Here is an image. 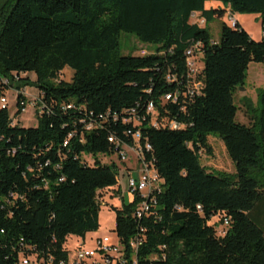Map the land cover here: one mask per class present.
<instances>
[{
  "label": "trees",
  "instance_id": "obj_1",
  "mask_svg": "<svg viewBox=\"0 0 264 264\" xmlns=\"http://www.w3.org/2000/svg\"><path fill=\"white\" fill-rule=\"evenodd\" d=\"M207 2L222 9L206 10ZM226 10L258 15L261 41L236 21L222 24L218 42L191 23L194 14L206 25ZM122 35L154 52L122 55ZM196 44L203 88L189 97L186 52ZM253 63L264 64V0H7L0 9V98L9 85L16 92L34 87L41 112L36 128L26 129L0 107V264L29 256L67 263V240L99 230V197L117 185L118 174L95 158L115 153L109 137L133 146L128 131H139L137 144L162 184L142 219L133 217L138 196L112 209L127 259L129 241L139 237L138 264H264V232L248 216L264 197V90L256 110L244 104L249 126L235 122L234 105ZM65 69L73 72L70 82L59 80ZM175 91L178 102L163 103ZM21 102L18 96L15 116ZM149 103L158 121L185 129L152 128L141 119ZM132 110L138 126L123 121ZM83 121L100 127L86 132ZM208 137L223 143L234 174L200 165V153L212 154ZM223 219L229 226L220 237Z\"/></svg>",
  "mask_w": 264,
  "mask_h": 264
},
{
  "label": "rangeland",
  "instance_id": "obj_2",
  "mask_svg": "<svg viewBox=\"0 0 264 264\" xmlns=\"http://www.w3.org/2000/svg\"><path fill=\"white\" fill-rule=\"evenodd\" d=\"M6 1L7 0H0V9L3 7ZM207 3H209L207 6L208 9H215V7L213 6L215 3L220 4L218 2H207ZM234 21H236L238 25L245 32H247L254 41H261L263 34L260 27V19L258 15L230 14V11L226 10L225 15L222 19H213L211 22H209L206 25L199 15H194L191 17V23L198 24L199 27L201 28H203L204 26L206 27L207 31L209 32L214 42H218L220 39V30L222 24L224 23L227 24L228 26L233 27ZM120 44H121L120 45L121 53L124 56L131 53L133 54V56H139V52L141 49H145L149 53L154 52L153 47H147L141 45L137 42V40L134 37L129 35H122L120 39ZM197 65L200 69H203L204 67L203 61H200ZM72 76H73V72L70 69H65L60 74L59 80H62L64 82H70ZM21 78L29 79L31 82L35 80V76L33 74L31 75L24 74L21 75ZM26 88L27 90L25 91L27 93V97L25 100L27 105L24 113H22L20 116H15L16 101L18 97L16 92L17 91L16 87L9 85V87H7L2 94L6 98L8 112L11 118L14 119V124L26 129H34L37 126V119H36L37 110L35 107L31 106V104L33 103V99L36 98L39 95V93L37 89L34 87L27 86ZM244 89L246 90V93L244 94L246 98L243 101H241V95L243 94L239 93L240 89H238V91L234 95V105L238 108L235 122L244 126H249L251 119H250V115L246 114L247 109L246 107H244V104L248 101L251 103V107L253 109L255 110L257 109V93L260 90H264V64L253 63L249 66V69L246 74V80L244 83ZM218 140L219 139L215 137L210 139L209 143L212 149V154L210 155L203 154L199 160L200 165L202 167H205L208 172L211 171L223 172L224 169L225 170L228 169L229 167L228 164H232L229 158L227 157L223 143L222 142L220 143ZM127 154H128V158L127 161L124 162L125 166L130 168H135L136 163L133 160L134 158L133 155H131L129 151H127ZM83 158L86 161H88L89 164H91L92 159H94L92 156H88V155L83 156ZM95 159L98 160L101 163V165L104 166H111L112 164L115 165V167L117 168V174L119 180L121 181L122 184V191L126 193L127 195L126 197L128 198L125 203L130 204L132 202L133 195L130 193L128 189V177L126 176L124 164L119 161L118 156L116 154H112V155L99 154L96 156ZM232 170L234 172L235 168L232 167ZM137 176L138 173L135 171L134 174H132V177L136 179ZM112 209H113L112 207H108V206L100 207L99 220H100L101 229L96 236L99 237L108 236L111 239V243L116 244L117 240L113 233L114 224H115V212ZM213 222L214 221H212L211 223ZM96 236H94V238ZM77 242L78 240L75 237H71L67 240L66 247L69 251L70 260H73L75 257V249L77 247ZM87 244L88 247L91 246L90 242H87ZM33 259L34 257L32 258L31 261H33ZM97 261L99 262V264H103V262L99 258H97ZM32 264L35 263L32 262Z\"/></svg>",
  "mask_w": 264,
  "mask_h": 264
},
{
  "label": "built area",
  "instance_id": "obj_3",
  "mask_svg": "<svg viewBox=\"0 0 264 264\" xmlns=\"http://www.w3.org/2000/svg\"><path fill=\"white\" fill-rule=\"evenodd\" d=\"M195 15V14H194ZM192 15V16H194ZM235 23V21H234ZM234 25V24H233ZM202 45L196 44L193 45L190 49L186 52V61L188 67V76L186 80V88L185 94L189 97L198 96L203 88L201 80H198V75L202 69L198 67V63L201 61V51L200 48ZM150 53L147 52L145 49H141L139 52V56H147ZM18 96H22L26 99L27 93L25 90H21L17 92ZM179 93L175 91L174 93H170L164 96L163 103L171 102L172 104H176L178 102ZM41 103L39 99V95L33 99V103L31 106L35 107L37 112H41V107L39 106ZM17 104V103H16ZM26 102H21L20 106L22 107L21 114L24 113L26 109ZM0 107L1 109L7 108L6 98L2 96L0 98ZM8 109V108H7ZM66 109H71V106H66ZM184 109L181 108L180 111ZM17 111V109H16ZM131 114V117L124 119V123H132L133 126H138L140 124L141 119L143 121L146 120L148 117L149 124L152 128L160 129V128H167L171 131H179L185 129V125L179 124L174 120H165V121H158V114L155 111L153 104L149 103L145 108V114L141 119L133 117V110L131 112H126ZM116 116L114 115V118ZM104 119V118H103ZM12 125L14 124V119H12ZM100 127L94 121L84 122L83 121V128L86 132H90L93 129ZM126 135L132 136L136 143L133 146L126 145L124 143H119L115 140L114 137H109L108 142L115 144L114 154L118 156V159L121 163L127 161L128 154L127 151L131 155H133V159L138 166L136 172L138 176L136 179L132 177V175L128 174V189L130 193L135 196H138L141 200H139L137 207L133 213V217L137 220L142 219L143 217L147 216L150 213V209L154 206V200H151V195L154 192L160 191V186L162 181L159 180L157 173L153 167V160L145 161L143 157V149L137 144L138 138L140 137L139 131H136L134 134L131 131H128ZM71 137V135L69 136ZM145 151L150 152L151 147L149 145L145 146ZM203 153H200V157ZM100 207L106 206V202L103 200H98ZM200 209V207H197ZM229 226V221L227 219H223L222 224L217 227V235L220 237H224L227 233V229ZM117 240V239H116ZM142 244V239L137 237L133 238L129 241V250H130V258H126L125 248L117 241L116 244L111 243V239L108 236L98 237L95 240V244L93 248L88 249L85 247L83 242L77 243V247L75 249V257L73 260H70L68 257L67 263L61 264H99L97 258H99L103 264H138L136 261V253L138 247ZM34 256L29 257H22L20 264H39L36 261ZM41 264V263H40Z\"/></svg>",
  "mask_w": 264,
  "mask_h": 264
},
{
  "label": "crops",
  "instance_id": "obj_4",
  "mask_svg": "<svg viewBox=\"0 0 264 264\" xmlns=\"http://www.w3.org/2000/svg\"><path fill=\"white\" fill-rule=\"evenodd\" d=\"M208 4L209 3L205 4L206 10H209L207 8ZM213 6L215 7V9H222L221 4L215 3ZM23 90H27V88L25 87ZM239 93L243 94V95H241V101H243L246 98L244 96V94L246 93V90L244 88L240 89ZM212 138L213 137H208V144L209 145H210L209 141ZM218 141L221 143L220 140H218ZM228 165H229L228 169H226V170L224 169L223 172H221V171H214V172H221V173H226L229 175L234 174L235 170H234V172L232 170V167H234L233 164H228ZM124 168H125L126 176H127L128 174H130V175L134 174V172L138 169V166H136L135 168H130V167L125 166V164H124ZM126 196H127L126 193L122 191V184H121V181L119 180V177H118L117 178V185L115 187L109 189V190L103 191L101 193L99 199L106 202L105 207L108 206V207H112L115 209H119V208H121L122 204H126L125 202L128 199ZM129 200H131V199H129ZM132 201H133V199H132ZM248 216L251 219V221H253L264 232V197L258 203V205L248 214ZM114 226H115V224H114ZM100 229L101 228H100V220H99V230L96 233L87 234L85 236V238L82 240H78V238H76L78 240L77 243L83 242L86 248L91 249L95 244V240L99 237L96 235H97V233H99ZM94 236H96V237L94 238ZM88 238H89V240H88ZM87 242H90V244H91L90 247H88Z\"/></svg>",
  "mask_w": 264,
  "mask_h": 264
},
{
  "label": "water",
  "instance_id": "obj_5",
  "mask_svg": "<svg viewBox=\"0 0 264 264\" xmlns=\"http://www.w3.org/2000/svg\"><path fill=\"white\" fill-rule=\"evenodd\" d=\"M235 24V23H234ZM234 26V25H233Z\"/></svg>",
  "mask_w": 264,
  "mask_h": 264
}]
</instances>
